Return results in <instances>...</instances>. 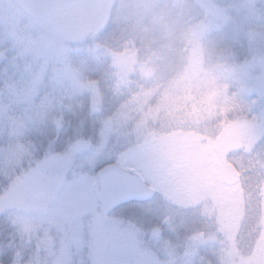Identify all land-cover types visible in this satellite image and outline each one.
<instances>
[{
    "label": "rangeland",
    "instance_id": "1",
    "mask_svg": "<svg viewBox=\"0 0 264 264\" xmlns=\"http://www.w3.org/2000/svg\"><path fill=\"white\" fill-rule=\"evenodd\" d=\"M183 2L18 17L9 37L32 46L35 74L5 91L16 117L0 107V264L258 263L256 225L244 232L250 217L264 223V135L253 159L245 148L253 126L264 133V0H189L196 29L182 45L163 7ZM211 139L234 143L239 187L222 186ZM107 164L165 189L168 210L149 226L101 217Z\"/></svg>",
    "mask_w": 264,
    "mask_h": 264
},
{
    "label": "trees",
    "instance_id": "2",
    "mask_svg": "<svg viewBox=\"0 0 264 264\" xmlns=\"http://www.w3.org/2000/svg\"><path fill=\"white\" fill-rule=\"evenodd\" d=\"M186 3L188 4L189 0ZM181 4H184V6L181 5L183 7L187 5L185 4V0ZM172 5L174 6L165 4V7H163V9L165 10L164 18L165 20L168 21L169 25L167 26L174 29L175 35L178 37L180 41H182L180 42L182 44L183 41L185 42L187 41L188 30L193 27L196 29L195 27L196 19L195 21H193V19L190 18L191 19L190 21V19L185 18V11H187L186 7L185 9L178 8L177 10L176 7L178 6L177 5L175 6V4ZM19 16L28 19L29 21H33L32 19L28 18L23 12L20 11L17 8V6L12 2V0H0V59L1 57L4 56V62H5V63L3 62L0 65V101H1L0 107L1 108L3 107L2 109L6 108V110L10 111V113H12V117L17 116L18 112L20 111V107L17 106L15 102H12L10 100L12 96L6 94L5 91L18 90L22 86L26 88L29 87L31 83V82L29 83L30 81L29 76L35 74V72L31 73V70L29 71L27 67L28 64L27 61L31 57L29 58L28 56H26V54L30 53L32 46L30 45L29 47L23 46V44L20 41L9 37L11 33L12 35H15L12 32V30L13 28L16 27L15 25L17 24V20ZM18 44L20 45V47ZM172 49H174V47ZM27 73L30 74H28L27 76L26 75ZM38 90H41L42 92V89H38ZM39 105L37 104L38 107H40ZM8 107H12V108H8ZM36 109L38 108L36 107ZM1 122L2 119L0 120V130L5 128L4 127L5 125H2ZM43 139L45 138L40 137L39 142L42 143ZM158 201H160L159 195L155 199H153V201H151L149 204L130 203L116 210L110 217L112 216H116V218L118 217L117 220L119 224H122L123 222L126 221L130 222L129 220H136V224H135L136 226H139V224L143 226L144 223L146 226H149L152 221H154L159 217V213L164 211V209H162L159 205L155 204ZM165 210H168V208H165ZM253 219L254 220H252L251 217L249 218V220L247 219V226L245 227L244 234L245 236L249 234L248 230H250L249 229L250 225H254V226L256 225V230L254 231V233L251 234V239L254 243L255 249L258 250L256 256L258 263L256 264H264V223L258 221L256 217H254ZM211 223L213 227L214 223L213 222ZM258 226L261 228L259 229ZM212 230H214V228ZM243 230H244V226H243ZM213 232H209V233L203 232V234L208 236V234H211ZM9 238L10 237H7V239ZM207 251H212V250L207 248L205 249V252ZM12 252L13 250H11V253ZM201 256H204V253H202ZM214 257H210V258L214 260ZM205 258H207L208 260H203V262H202V258L199 259L201 261V264H204L206 261L210 260V258H208L207 255H205ZM244 263L245 261L241 260L240 264H244ZM206 264L209 263L207 262Z\"/></svg>",
    "mask_w": 264,
    "mask_h": 264
},
{
    "label": "water",
    "instance_id": "3",
    "mask_svg": "<svg viewBox=\"0 0 264 264\" xmlns=\"http://www.w3.org/2000/svg\"><path fill=\"white\" fill-rule=\"evenodd\" d=\"M96 3L103 0H94ZM17 8L35 21H45L53 16L65 14L79 8L85 0H12ZM100 185V210L102 217H109L120 207L130 203L151 201L156 192L141 178L112 165L97 173ZM223 183L235 186L240 175L232 164H226L222 172Z\"/></svg>",
    "mask_w": 264,
    "mask_h": 264
},
{
    "label": "flooded vegetation",
    "instance_id": "4",
    "mask_svg": "<svg viewBox=\"0 0 264 264\" xmlns=\"http://www.w3.org/2000/svg\"><path fill=\"white\" fill-rule=\"evenodd\" d=\"M106 5H107V0H103L102 2H99V3H96L94 0H85V2L79 8L84 7L87 10H90V11L91 10H93V11L94 10H100V12L103 13V12L107 11V9H104ZM74 11H71V12H68V13H65V14H62V15H56V16H65V15H68V14L73 13ZM103 76H104V74H103ZM101 78H105V77H101ZM253 128L254 129H252L253 131L251 133L254 135V138H252V136H250L251 135V133H250L249 134V140H248V146L245 148L246 156L252 157V159H253V156L255 155L254 152H255L257 146L259 145V143L261 142V140L263 138V135H264V133L261 131L260 127H258L257 125L253 126ZM210 141H212L213 147H215V146L218 145L217 150H216L217 151L218 159H215V162H216L215 163V166L218 167V171H220V174H221V184H222V186L225 189H227V190L234 189L236 187H239L240 184H241V182H242V175H241L240 171L238 170V168L236 167V165L228 162L229 161V157L232 154L231 151L235 149L234 143H231V142H228V141L226 142L225 140H217V141H214V139H211ZM132 143L133 142H131V145H132ZM143 146L146 148V144H144ZM77 147H79V148H77ZM88 147H90V146L87 144V146H84V149L88 151V149H89ZM82 148L83 147H81V146H76L74 148V151L76 150L75 152H79V151H81ZM138 148H141V147H138ZM78 149H79V151H78ZM209 153H210L209 156L214 157V153L212 154V151L209 152ZM177 162H178V165L175 166V167H173V170L175 172L179 173V172H181L182 169H184V168H182L183 160L181 158H179V159H177ZM226 164H232L236 168L238 174L240 175V181L235 186L230 187V186H227V185H225L223 183V180H222V172H223V167ZM112 165H114V164H107V165H105L103 167H100L99 171L101 169H103V168H106V167H109V166H112ZM117 167H119V166H117ZM119 168L122 169L121 167H119ZM123 171H125V170H123ZM97 173H98V171H97ZM97 173H96V176H97ZM130 174L131 175H134V176H137V175H135V173L134 174L130 173ZM137 177H139V176H137ZM139 178H141V177H139ZM143 182L148 187H150L144 180H143ZM150 188H152V187H150ZM152 189L156 192V195H155V197L153 199H155L158 195L160 196V201L156 202L155 204L156 205H159L162 209L168 208L169 206H168L167 203H169V201H167V195L164 192L165 189H162L161 190V187L156 188V189L155 188H152ZM46 197H47L46 193L43 192L39 197H36L35 198V202L38 204L37 206H38V209L39 210H45V209H47V205L44 203L46 201ZM153 199L151 201H153ZM40 200L43 202V204H40L39 203ZM99 200H100V196H99ZM151 201L145 202V204H149ZM99 204H100V201H99ZM5 210H7V207H5L2 211L4 212ZM99 210H100V207H99ZM98 213H99V211H98ZM199 218L200 217H198L197 219H199ZM202 223H204V222H202V220L199 221V223H197V226H200Z\"/></svg>",
    "mask_w": 264,
    "mask_h": 264
}]
</instances>
